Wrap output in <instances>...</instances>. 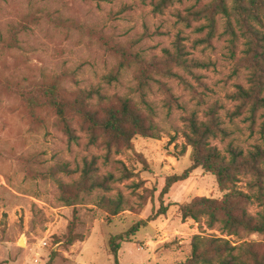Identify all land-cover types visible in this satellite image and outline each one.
Instances as JSON below:
<instances>
[{
	"label": "rangeland",
	"instance_id": "obj_1",
	"mask_svg": "<svg viewBox=\"0 0 264 264\" xmlns=\"http://www.w3.org/2000/svg\"><path fill=\"white\" fill-rule=\"evenodd\" d=\"M154 1L0 0V264H115L108 250L110 237L155 216L122 243L119 264H183L197 235L226 239L234 245L264 244L259 234L228 236L218 228H208L204 221L182 219L179 205L196 197L223 196L216 178L202 169L160 198L166 179L191 166L192 149L184 136L188 117L196 114L205 119L209 109L218 107L228 135L213 144L223 153L230 145L249 151L264 148V109L254 118L247 103L237 113L240 101L233 97L239 86L249 88L248 72L240 61L244 40L231 46L226 18H217L216 34L209 41L208 29L200 31L207 25L205 19L184 23L177 17L178 12L186 15L195 0L176 3L163 14L154 13ZM101 36L112 43H135V50L146 57L174 49L180 37L189 58L206 68H175L178 77L157 76L144 90L130 71L109 83L117 61ZM66 71L73 72V79L65 83L73 91L100 88L111 96H130L143 108L150 105L159 138L137 137L134 151L107 161L103 150L87 146L80 130L77 135L82 139L75 143L55 126L52 117L45 120V126L34 121L19 96L5 87L7 80L31 83ZM94 156L99 157L103 174L123 178L118 160L134 173L117 182L108 194H122L130 209L110 220L95 205L94 196L83 204L65 206L57 183L46 178L51 168L68 163L73 174L58 177L64 182L76 180L85 161ZM240 186L247 190V180ZM142 197L147 205L141 210ZM162 204L167 213L157 216ZM259 210L257 204L251 208L252 213ZM75 212L77 232L84 241L66 248L63 242ZM23 238L26 244L20 246Z\"/></svg>",
	"mask_w": 264,
	"mask_h": 264
},
{
	"label": "trees",
	"instance_id": "obj_2",
	"mask_svg": "<svg viewBox=\"0 0 264 264\" xmlns=\"http://www.w3.org/2000/svg\"><path fill=\"white\" fill-rule=\"evenodd\" d=\"M184 0H156L152 3L153 11L163 14L166 9ZM196 5L189 7L186 15L181 12L177 17L184 23L190 20L205 19L208 40L216 34L217 18L227 19L230 44L235 47L239 39L244 40L241 63L247 70L249 88L239 86V100L236 107L239 114L247 103L251 104L250 113L255 118L258 111L264 109V0H195ZM103 38L109 53L116 59V72L108 78L118 80L123 71H130L140 90L147 88L157 76L178 77L175 68L191 70L206 68L201 62L189 58L190 52L179 37L173 44L174 49L166 48L162 55L146 57L135 50V43H112ZM73 79V72L66 71L58 75H46L42 79L28 83L25 81H5L6 89L13 91L23 101L30 117L45 126V120L52 117L55 126L68 137L70 142L80 143L84 134L89 148L104 151L105 160L110 161L116 155L134 151L137 137L158 139L159 128L154 118V109L147 105L141 107L132 97L108 95L100 88L73 91L66 87L67 80ZM44 116V119H43ZM200 119L196 114L186 119L184 136L192 149L191 166L181 175H172L160 194L164 198L172 187L190 178V174L202 169L216 178L221 198L196 197L187 204L179 205V213L184 221H204L208 228H218L228 236L259 234L264 237V148L256 146L244 151L230 145L223 153L213 144V140L227 137L228 132L219 115L218 107H212ZM78 128V129H77ZM99 157L85 161L80 169V176L71 182H64L58 174H73L68 163L55 166L48 171L49 178L59 186L60 199L65 206L83 204L87 197H95V205L107 214V220L117 217L127 209V202L122 194L109 196L114 185L134 176L120 160V170L124 177L119 179L114 173L103 174L98 167ZM145 162V161H144ZM247 180V190L240 184ZM153 195L149 196L152 198ZM141 210L147 205L142 197ZM146 200V201H145ZM260 208L251 212L254 205ZM168 208L162 204L157 216L165 215ZM141 212V211H139ZM156 217V216H155ZM136 223L128 231L110 237L108 250L119 264V252L122 243L135 236L148 222ZM79 217L69 225L63 245L68 248L84 241V236L77 232ZM183 264H264V244L244 242L234 245L231 241L216 237L197 235L191 242V254Z\"/></svg>",
	"mask_w": 264,
	"mask_h": 264
},
{
	"label": "water",
	"instance_id": "obj_3",
	"mask_svg": "<svg viewBox=\"0 0 264 264\" xmlns=\"http://www.w3.org/2000/svg\"><path fill=\"white\" fill-rule=\"evenodd\" d=\"M25 244H26V241L24 238L19 241L20 246H25Z\"/></svg>",
	"mask_w": 264,
	"mask_h": 264
}]
</instances>
